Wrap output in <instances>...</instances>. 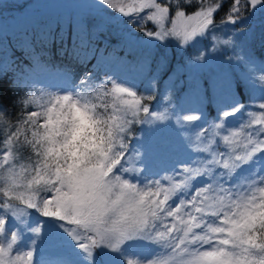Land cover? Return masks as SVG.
<instances>
[{"label": "snow or ice", "instance_id": "snow-or-ice-1", "mask_svg": "<svg viewBox=\"0 0 264 264\" xmlns=\"http://www.w3.org/2000/svg\"><path fill=\"white\" fill-rule=\"evenodd\" d=\"M99 2L123 17H132L129 24L143 26L150 21L155 31L144 29L150 39L173 38L181 47L210 35L215 41L214 14L223 7V0L211 5L195 0L198 8L187 14L181 0H131L127 5L123 0ZM249 8L264 11V0H231L221 25L240 23ZM146 9L151 11L140 16ZM82 48H87L86 40L79 47L73 40L70 53L62 42L58 53L85 62ZM246 58L252 61V56ZM260 79L264 81V75ZM81 84L82 88L64 94H47L40 110L22 113L15 127L8 121L3 130L0 264H35L33 245L45 230L71 248L73 258L66 264H120L124 258L126 264H264V111L256 115L230 94L221 109L223 117L247 112L251 117L247 124L259 127L237 140L244 122L230 137L227 128L231 126L222 121L215 128L225 129V150H219L211 139L202 141L203 146L194 147L193 152L205 155L181 162L178 181L164 177L166 185L160 180L137 183L129 174L137 179L141 174L136 168L139 151L126 158L127 137L133 124L164 116L150 112L143 101L151 97L137 95L134 86L112 81L110 90L103 82L102 88L96 87L89 73ZM100 95H111L118 103L95 102ZM259 99L258 109L264 110V91ZM35 102L33 96L17 100L25 109ZM4 115L0 110V118ZM201 116L183 119L196 121ZM21 137L33 153L27 163L18 152ZM201 177L203 183L194 185ZM138 242L166 251L157 262L134 251Z\"/></svg>", "mask_w": 264, "mask_h": 264}, {"label": "rangeland", "instance_id": "rangeland-1", "mask_svg": "<svg viewBox=\"0 0 264 264\" xmlns=\"http://www.w3.org/2000/svg\"><path fill=\"white\" fill-rule=\"evenodd\" d=\"M213 2H207L206 5ZM123 3L127 5L131 0H123ZM230 4L231 0H223V7L214 14L218 27L212 35L216 40L213 41L211 35L203 40L197 38L198 42L187 47H181L173 38L165 41L150 39L144 34L145 28L155 31L150 21L143 26L129 24L132 17H116V10L101 4L99 0H0V34L11 33L15 27L46 19L52 22L58 20L63 26H72L73 32L84 35L90 30H99L103 34L112 33L119 42H123L127 54L122 57L113 55L101 60L109 67L106 78L110 84L115 81L125 86H134L137 95L143 96L154 91L158 80L157 102L147 106L150 107V112L164 116L163 119H153L151 123L132 125L131 135L127 138L130 137L129 142L133 143H129L126 158L135 150L139 151L136 168L141 170V174L138 179L134 173L129 174V179L137 183L160 180L166 185L168 181L164 177H175L177 181L181 178L178 172L181 162L188 161L193 155H205L193 152L194 147L203 146L202 141L211 139L219 150L226 149L227 146L222 143L225 129L215 128L216 124L224 121L230 125L227 134L231 137L237 125L244 122L245 127L239 129L240 135L235 137L237 140L242 139L248 131L259 127L247 124V120L251 119L247 112L225 118L221 110L232 94L248 111H254L256 115L264 111L258 109L259 97L264 91V81L260 79L264 75V52L260 54L255 50L261 49L264 42V11L250 14L248 9L244 13L246 18L240 23L221 25V19ZM195 10L185 11L191 14ZM150 11L146 9L139 15L143 16ZM171 15L170 12V18ZM224 41L231 43L225 44ZM198 56H203V59H197ZM237 56L241 59H237ZM247 56H252L251 62ZM72 66L58 64L57 70L38 69L32 80L38 83L41 91H46L51 86L60 94L70 92L81 88L75 83L81 72L74 75L75 82L70 79L73 77ZM238 88L244 93L243 99L238 94ZM44 99L46 102L47 99ZM187 115L201 118L186 121L183 117ZM140 118H145L143 113ZM3 127L0 122V132H3ZM3 139L4 135L1 133L0 141ZM20 140L23 141V137ZM238 151H242V148ZM20 159L24 163L28 162L21 156ZM174 168L177 171L174 172ZM201 183L202 177L193 182L194 185ZM179 198L178 195L174 199ZM41 236L33 245L34 261H41V264H66L73 258L68 244L55 241L47 230ZM151 245H155L157 249L153 255L142 248ZM134 251L141 256L142 251L144 257L158 262L166 250L156 244L138 242Z\"/></svg>", "mask_w": 264, "mask_h": 264}, {"label": "trees", "instance_id": "trees-1", "mask_svg": "<svg viewBox=\"0 0 264 264\" xmlns=\"http://www.w3.org/2000/svg\"><path fill=\"white\" fill-rule=\"evenodd\" d=\"M160 1L161 3L164 2V0ZM211 1L214 0H205V4ZM198 6L195 0L191 4H185L181 0V7L186 11H193ZM172 7L174 8V5ZM73 40L76 41L78 47L81 44V40L87 41V48L80 49L81 52L86 53L85 62H81V60L70 54L61 56L58 53L62 42L67 44L70 53ZM91 49H94V52L90 51ZM255 50L262 54L264 52V42L261 49ZM126 52L125 44L119 42L118 38L112 33L103 34L99 30H90L88 34L85 33L84 35L80 32H73L72 26H63L58 20L52 22L40 19L23 27H15L11 33L0 34V110L5 113L4 117L0 118V122L4 126L3 129L7 128L8 121H11L13 127H15V122L22 118V113L26 115L33 110H40V106L46 103L44 98L47 99V94L57 93L51 86L46 91L39 89L38 83L32 80V77L38 73V69L45 71L57 70L58 64L65 67L73 65V77L70 79L75 82L74 75H78L81 72L79 80L75 82L81 88L83 87L81 79L85 73H89L96 87L102 88L103 82L107 83L110 90L111 84L106 78L109 67H106V63L104 61L101 62V60L111 58L113 55L122 57ZM156 82L154 91L147 93L145 96L151 97V99L146 98L143 101L148 106L157 102L159 81L156 80ZM238 94L243 99L244 93L239 88ZM26 96L35 97L36 102L25 109L22 105L17 104V100ZM114 101L111 95H100L95 100L97 103H106L108 105L113 104ZM109 111H111L110 107ZM129 140L130 137L129 139L127 138L128 149L130 144L133 143H130ZM18 143H20L18 148L20 156L28 161L27 158L33 155L31 147L25 146L21 140ZM142 248H144L143 251H148L151 255L155 254L157 250L155 245ZM140 252L144 255L142 251ZM126 259L124 258L120 264H126ZM40 262L35 261V264H41L42 262Z\"/></svg>", "mask_w": 264, "mask_h": 264}, {"label": "water", "instance_id": "water-1", "mask_svg": "<svg viewBox=\"0 0 264 264\" xmlns=\"http://www.w3.org/2000/svg\"><path fill=\"white\" fill-rule=\"evenodd\" d=\"M258 7H259V6H258ZM249 12H250V14H251V13H257L258 10L254 11L253 9L249 8ZM115 16H116V17H121V14H120L119 12L115 11Z\"/></svg>", "mask_w": 264, "mask_h": 264}]
</instances>
